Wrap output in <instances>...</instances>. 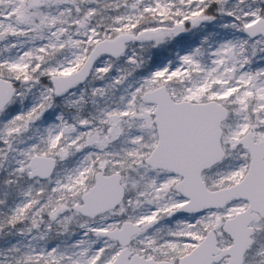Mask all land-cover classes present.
I'll list each match as a JSON object with an SVG mask.
<instances>
[{"label":"snow or ice","instance_id":"obj_1","mask_svg":"<svg viewBox=\"0 0 264 264\" xmlns=\"http://www.w3.org/2000/svg\"><path fill=\"white\" fill-rule=\"evenodd\" d=\"M0 264H264V0H0Z\"/></svg>","mask_w":264,"mask_h":264}]
</instances>
